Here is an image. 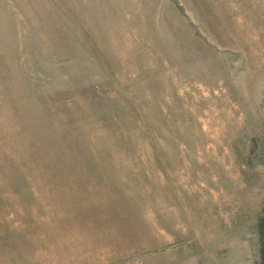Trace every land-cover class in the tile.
I'll return each instance as SVG.
<instances>
[{"label":"rangeland","instance_id":"rangeland-1","mask_svg":"<svg viewBox=\"0 0 264 264\" xmlns=\"http://www.w3.org/2000/svg\"><path fill=\"white\" fill-rule=\"evenodd\" d=\"M264 0H0V264H259Z\"/></svg>","mask_w":264,"mask_h":264},{"label":"trees","instance_id":"trees-1","mask_svg":"<svg viewBox=\"0 0 264 264\" xmlns=\"http://www.w3.org/2000/svg\"><path fill=\"white\" fill-rule=\"evenodd\" d=\"M259 264H264V200L256 217Z\"/></svg>","mask_w":264,"mask_h":264}]
</instances>
